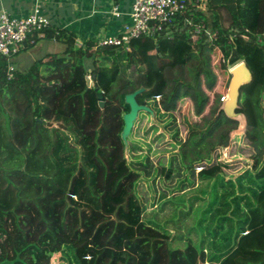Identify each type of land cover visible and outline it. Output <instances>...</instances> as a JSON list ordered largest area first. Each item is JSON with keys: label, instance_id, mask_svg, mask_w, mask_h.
<instances>
[{"label": "trees", "instance_id": "1", "mask_svg": "<svg viewBox=\"0 0 264 264\" xmlns=\"http://www.w3.org/2000/svg\"><path fill=\"white\" fill-rule=\"evenodd\" d=\"M199 3L190 0L173 26L132 40L128 50L79 46L72 36L46 30L66 42L61 56L49 55L28 72L11 71V60L0 57V264H52L67 246L75 264H264V0H206V10ZM186 18L201 26L195 42ZM215 51L225 72L245 62L252 75L237 109L247 129L232 134L253 152L252 171L226 181L220 180L226 164L202 163L227 147L239 125L215 94L209 117L189 126L179 153L186 167L202 163L194 170L216 181L219 194L206 212L222 230L174 249L137 195L143 173L131 167L122 137L126 97L142 90L140 105L174 113L188 91L202 89V75L215 91ZM195 102L197 116L210 105L204 94ZM170 167L161 170L168 179Z\"/></svg>", "mask_w": 264, "mask_h": 264}, {"label": "rangeland", "instance_id": "2", "mask_svg": "<svg viewBox=\"0 0 264 264\" xmlns=\"http://www.w3.org/2000/svg\"><path fill=\"white\" fill-rule=\"evenodd\" d=\"M163 32L164 30L161 33ZM212 35L213 33L208 31L207 36L211 38ZM211 61L212 72L216 76L214 92L208 91L207 88L211 84L205 78V75H202V79L205 80L202 89L188 91L184 95L186 98L179 100L177 110L174 113L170 114L160 111L161 114H159L157 109L155 110L157 113H155L151 108L152 111L147 112L148 114L139 115L140 118L135 123L133 133L126 137V143L128 144L127 159L131 167L143 173L137 188V195L140 200H144V194L148 196L146 206L147 208H153L154 212L158 211V215H155L157 216L156 220L166 228L168 236L172 239L170 245L174 249H185L188 241L200 245L202 240H212L209 237V233L213 229L216 232L222 230L217 226V217L214 216L212 218L211 212H206V210L212 208V203L219 194L216 181L202 179L199 176L201 169L195 171V167L202 163L210 165L214 161L226 164V169L220 176V180L226 178L227 181L228 179L245 176L244 172L253 163V152L250 151V148L241 137L238 138L232 135L238 131L239 125L231 133L227 147H219L213 152L209 160L196 164L194 168L189 165L186 167L183 163L179 151L180 146L186 141L187 135H189V126L195 124L203 126L205 123L203 118H207L210 115V107L215 99L214 95L218 94L222 97L223 93H226L230 87L232 75L230 71L225 72L221 68L220 53L213 52ZM180 72L186 74L189 79L191 78L187 70H181ZM196 94L207 95L210 101V105L199 116L196 114ZM147 107L150 108L149 106ZM71 142L72 144L74 143L73 140ZM139 163H143V166L138 165ZM164 165L167 167L172 166L170 168H173L170 179L165 174H161ZM145 166L150 167L146 168ZM249 171L252 170L249 169ZM148 173L152 177L144 176V174ZM160 195H162L161 199ZM163 199L166 200L163 201ZM162 208L165 209L163 212H161ZM234 225L236 224L234 223ZM228 227L229 225L225 223V229ZM205 249L208 255L210 250L208 247ZM64 251L67 259L63 260L62 257H55V255H58L55 254L52 264H71L69 263L70 260H73L72 263L75 262L73 259L75 256L74 254L72 255L73 249L67 246Z\"/></svg>", "mask_w": 264, "mask_h": 264}, {"label": "crops", "instance_id": "3", "mask_svg": "<svg viewBox=\"0 0 264 264\" xmlns=\"http://www.w3.org/2000/svg\"><path fill=\"white\" fill-rule=\"evenodd\" d=\"M132 5L133 0H0V12L5 10L15 18H25L34 6L42 7L51 22L48 32L61 31L67 35L64 38L72 36L79 46L87 42H94L98 46L105 38H114L126 33L132 24ZM66 49V42L58 39V35L52 38L47 37L46 32L32 35L20 53L12 59L10 70L28 72L39 60L49 55L61 56ZM161 197L162 195L160 199ZM147 198L148 196L144 194L145 201H141L146 203ZM156 214L158 211L154 212L150 207L145 216L148 220H156L157 216L154 219ZM55 257L67 259L65 251ZM72 262L73 260L69 261L75 264Z\"/></svg>", "mask_w": 264, "mask_h": 264}, {"label": "built area", "instance_id": "4", "mask_svg": "<svg viewBox=\"0 0 264 264\" xmlns=\"http://www.w3.org/2000/svg\"><path fill=\"white\" fill-rule=\"evenodd\" d=\"M190 0H133L132 24L122 36L105 38L99 47H121L128 50L132 40L151 37L155 38L163 30L174 25L175 19L188 11ZM198 4L199 9L206 10V0ZM185 27L193 30L192 40L195 42L201 32V26L196 25L192 18H186ZM51 22L43 12L42 7L34 6L25 18H15L5 10L0 12V57L12 60L23 48L30 36L41 34L49 29ZM214 37V35H213ZM223 60V55H221ZM11 62V61H10ZM234 66L229 68L232 70ZM12 71V70H11ZM227 95V93H226ZM226 95L221 97L223 103ZM160 102V99H158ZM162 112H164L161 109Z\"/></svg>", "mask_w": 264, "mask_h": 264}, {"label": "water", "instance_id": "5", "mask_svg": "<svg viewBox=\"0 0 264 264\" xmlns=\"http://www.w3.org/2000/svg\"><path fill=\"white\" fill-rule=\"evenodd\" d=\"M232 75L229 90L227 91L226 100L221 105V110L224 111L227 117L239 123L238 132H244L247 129V120L244 114H238V102L240 100V91L243 85L251 81L252 75L245 62H241L234 66L230 71ZM87 84L91 86V78L87 77ZM142 90L129 94L126 97V103L130 106V112L125 116L126 128L122 135L126 141L135 123L142 112L152 111L147 106H142L137 102V97Z\"/></svg>", "mask_w": 264, "mask_h": 264}]
</instances>
